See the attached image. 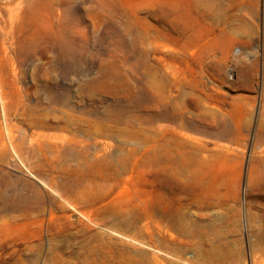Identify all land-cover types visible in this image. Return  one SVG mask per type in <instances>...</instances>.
Here are the masks:
<instances>
[{"label":"rangeland","instance_id":"1","mask_svg":"<svg viewBox=\"0 0 264 264\" xmlns=\"http://www.w3.org/2000/svg\"><path fill=\"white\" fill-rule=\"evenodd\" d=\"M3 50L0 206L35 211H0V264H188L146 212L173 186L197 216L219 180L239 212L224 264H252L264 0H0Z\"/></svg>","mask_w":264,"mask_h":264},{"label":"bare ground","instance_id":"2","mask_svg":"<svg viewBox=\"0 0 264 264\" xmlns=\"http://www.w3.org/2000/svg\"><path fill=\"white\" fill-rule=\"evenodd\" d=\"M3 55H4L3 57H0V78H1V74L4 71L3 70L4 67H7V70L11 73V75L15 77L16 73L12 67V64L10 65L8 63V57H7V53L5 50H3ZM4 61L7 62V65L3 63ZM4 95H5V92L0 87V101L1 102L4 99ZM21 103L23 105L22 101ZM36 106L38 108L40 107V104L38 101L36 103ZM259 141H260V138H258V141H256V143L254 144V149L256 150L257 148H259L260 150L259 152L255 153L258 157L252 160L251 166L249 168L248 179H247V194H246L247 199L250 202H255L254 203L255 205H256V201H258L260 197H262V199L264 198L263 197V194H264V146L261 145V142ZM190 161H191V158L187 159L186 162L190 164ZM198 163L199 162H197L196 164ZM221 184L222 183L219 180V182H213L212 184H208V186L204 190L205 192L203 191L200 193L196 190L192 191L193 193H191L192 199H191L190 206H194L197 210H199V212H201L197 216L191 215L192 213L188 214L184 212L183 210L184 207L182 208V200L180 199V197H178L180 192L179 190L174 189L173 186L170 187L169 189L165 188L163 190V193L161 194V197L163 198L162 199L163 202H162L161 207L159 208L160 210H157V209L155 210V208L154 209L152 208L150 211L146 212V216L148 218L157 216L161 220L163 224L162 226H164L163 228L169 229L173 231L176 235L182 236L184 238L181 241L177 237L172 236L170 234L171 237H169V239L163 240L164 248L167 249V251L177 253V252L183 251L186 248H191L194 250L195 256L194 258L192 257L191 259L187 260L188 264H224L228 258L227 249H228L229 243L227 242L225 236L228 233L227 229L229 227H231L234 230V232L237 229L239 212L235 207H229V205L227 204V201L224 200L223 195L219 191L221 190ZM233 199L234 201H236L237 196L235 195ZM40 202H42L41 199H40ZM168 202H170V204H168ZM172 203L173 205L171 207ZM259 206L264 209V204L259 205ZM33 210L34 209L32 208L15 209L12 207L11 208L6 207L4 205L0 206L1 212H11V213L20 212L22 214L24 213L28 214L29 212ZM161 230L162 229H160V231ZM248 232L253 235V240L248 245L250 251L252 252V260H253L252 264H264V216H258L256 221L253 217H249ZM235 242H236V238L233 241V243L235 244ZM57 245L55 246L57 247ZM53 249L55 250V247ZM35 252L39 255L42 254L44 252L43 244L41 243L37 244L35 246ZM256 254H257V257H256ZM171 256H174L178 261H185L182 258V255L172 253ZM10 264H36V263L31 262L29 260V257L26 256L25 258L20 259L18 262H13ZM45 264H49V263H45Z\"/></svg>","mask_w":264,"mask_h":264}]
</instances>
